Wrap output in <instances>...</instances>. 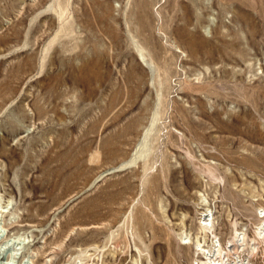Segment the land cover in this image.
I'll return each mask as SVG.
<instances>
[{"label": "rangeland", "instance_id": "obj_1", "mask_svg": "<svg viewBox=\"0 0 264 264\" xmlns=\"http://www.w3.org/2000/svg\"><path fill=\"white\" fill-rule=\"evenodd\" d=\"M0 264H264V0H0Z\"/></svg>", "mask_w": 264, "mask_h": 264}]
</instances>
